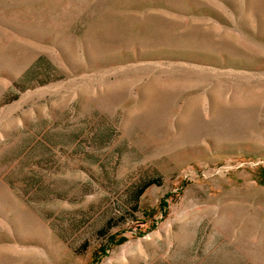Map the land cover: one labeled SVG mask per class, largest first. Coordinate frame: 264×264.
I'll return each mask as SVG.
<instances>
[{
	"label": "rangeland",
	"instance_id": "obj_1",
	"mask_svg": "<svg viewBox=\"0 0 264 264\" xmlns=\"http://www.w3.org/2000/svg\"><path fill=\"white\" fill-rule=\"evenodd\" d=\"M0 264H264V0H0Z\"/></svg>",
	"mask_w": 264,
	"mask_h": 264
},
{
	"label": "trees",
	"instance_id": "obj_2",
	"mask_svg": "<svg viewBox=\"0 0 264 264\" xmlns=\"http://www.w3.org/2000/svg\"><path fill=\"white\" fill-rule=\"evenodd\" d=\"M158 181H149L146 184H144L138 191H137V195L140 196L148 187H150L151 185H157Z\"/></svg>",
	"mask_w": 264,
	"mask_h": 264
}]
</instances>
